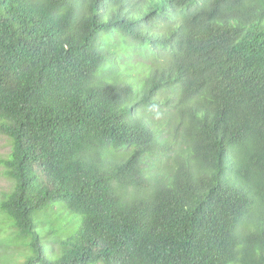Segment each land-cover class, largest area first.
<instances>
[{"label":"trees","instance_id":"1","mask_svg":"<svg viewBox=\"0 0 264 264\" xmlns=\"http://www.w3.org/2000/svg\"><path fill=\"white\" fill-rule=\"evenodd\" d=\"M0 264H264V0H0Z\"/></svg>","mask_w":264,"mask_h":264},{"label":"rangeland","instance_id":"2","mask_svg":"<svg viewBox=\"0 0 264 264\" xmlns=\"http://www.w3.org/2000/svg\"><path fill=\"white\" fill-rule=\"evenodd\" d=\"M10 151L9 140L3 136H0V160L4 159ZM10 182L3 175V167L0 165V196L3 192L10 189ZM13 230L9 228L8 221L5 220L4 216L0 214V238L3 236L12 235ZM17 248L12 245L0 248V255H14L17 253Z\"/></svg>","mask_w":264,"mask_h":264}]
</instances>
